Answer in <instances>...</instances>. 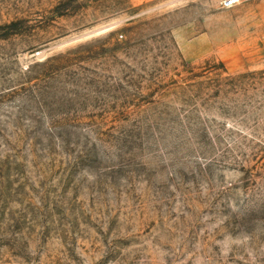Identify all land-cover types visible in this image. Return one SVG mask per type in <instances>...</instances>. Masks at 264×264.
<instances>
[{
  "label": "rangeland",
  "instance_id": "obj_1",
  "mask_svg": "<svg viewBox=\"0 0 264 264\" xmlns=\"http://www.w3.org/2000/svg\"><path fill=\"white\" fill-rule=\"evenodd\" d=\"M0 0V264H264V0Z\"/></svg>",
  "mask_w": 264,
  "mask_h": 264
},
{
  "label": "built area",
  "instance_id": "obj_2",
  "mask_svg": "<svg viewBox=\"0 0 264 264\" xmlns=\"http://www.w3.org/2000/svg\"><path fill=\"white\" fill-rule=\"evenodd\" d=\"M238 1H245V0H223L222 6L225 9H230V8L235 7Z\"/></svg>",
  "mask_w": 264,
  "mask_h": 264
}]
</instances>
